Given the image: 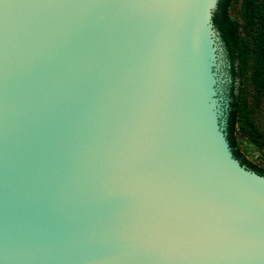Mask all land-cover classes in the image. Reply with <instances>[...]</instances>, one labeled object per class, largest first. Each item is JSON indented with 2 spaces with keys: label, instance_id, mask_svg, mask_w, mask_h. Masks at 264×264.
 <instances>
[{
  "label": "water",
  "instance_id": "water-1",
  "mask_svg": "<svg viewBox=\"0 0 264 264\" xmlns=\"http://www.w3.org/2000/svg\"><path fill=\"white\" fill-rule=\"evenodd\" d=\"M219 1L0 0V264H264Z\"/></svg>",
  "mask_w": 264,
  "mask_h": 264
},
{
  "label": "trees",
  "instance_id": "trees-1",
  "mask_svg": "<svg viewBox=\"0 0 264 264\" xmlns=\"http://www.w3.org/2000/svg\"><path fill=\"white\" fill-rule=\"evenodd\" d=\"M232 2L220 0L214 15L215 26L231 62L234 82L238 78L243 85L238 94L234 86L231 91L228 140L234 156L248 169L264 176V168L246 158L240 149L241 142L236 138L240 131L253 139V143L242 141L245 143L244 151L254 150L255 154L261 155L264 141L260 139L255 116L264 107V0L242 1V23L229 15ZM249 94L252 97L250 104L247 103Z\"/></svg>",
  "mask_w": 264,
  "mask_h": 264
},
{
  "label": "rangeland",
  "instance_id": "rangeland-1",
  "mask_svg": "<svg viewBox=\"0 0 264 264\" xmlns=\"http://www.w3.org/2000/svg\"><path fill=\"white\" fill-rule=\"evenodd\" d=\"M242 1L243 0H233L232 5L230 7L229 10V15L233 18H235L239 23H242ZM240 88H243V85L240 81ZM252 101V97L249 94L247 96V103H251ZM256 117V122L258 125V128L260 130V139L262 141H264V107H262V109L258 110ZM236 138L238 141H240V149L241 151L244 152L246 158L251 161L252 163L258 165L259 167L264 168V147L261 150V155L259 156V154H255L254 150H251L249 152H245L244 151V146L245 143H243L242 141H246V142H252L253 143V139L249 138L247 135L243 134L242 132H237L236 133ZM255 155H257L258 157H256ZM261 157V158H260Z\"/></svg>",
  "mask_w": 264,
  "mask_h": 264
},
{
  "label": "flooded vegetation",
  "instance_id": "flooded-vegetation-1",
  "mask_svg": "<svg viewBox=\"0 0 264 264\" xmlns=\"http://www.w3.org/2000/svg\"><path fill=\"white\" fill-rule=\"evenodd\" d=\"M235 84H236V83L234 82L233 85L231 86V91H232L233 86H234V88L236 87ZM231 94H232V93L230 92V97H231Z\"/></svg>",
  "mask_w": 264,
  "mask_h": 264
}]
</instances>
